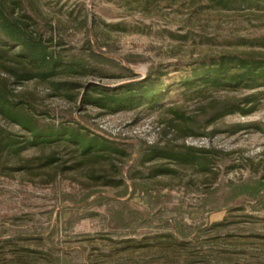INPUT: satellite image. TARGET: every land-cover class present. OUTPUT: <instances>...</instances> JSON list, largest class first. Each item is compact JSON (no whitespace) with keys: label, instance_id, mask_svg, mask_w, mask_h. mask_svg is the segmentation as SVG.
Masks as SVG:
<instances>
[{"label":"rangeland","instance_id":"obj_1","mask_svg":"<svg viewBox=\"0 0 264 264\" xmlns=\"http://www.w3.org/2000/svg\"><path fill=\"white\" fill-rule=\"evenodd\" d=\"M20 12L64 55L89 64L79 83L115 90L157 74V86L168 93L160 104L108 113L82 99L52 97L44 85L15 88L36 96L34 116L43 130L63 125L80 128L96 145L108 141L119 151L111 155L123 166L125 186H105L98 177L103 168L114 177L111 164H98L96 153L83 156L74 144L27 146L21 159L38 164L54 152L70 169L54 182L53 167L0 175V264H264V193L228 202L232 187L264 181V88L199 98L181 87L195 69L223 56L264 62V3L234 0L223 9L209 0H22ZM87 43L111 63L89 62ZM249 98L241 106L246 113L228 112L207 130L217 129L213 136L169 134L171 148L191 149L197 164L150 150L164 146L176 113L196 116L212 101ZM61 111L80 126L62 123ZM235 125L238 132H225ZM0 127L28 137L2 119ZM141 175L155 186L151 199L130 180ZM217 223L227 227L212 232Z\"/></svg>","mask_w":264,"mask_h":264},{"label":"trees","instance_id":"obj_2","mask_svg":"<svg viewBox=\"0 0 264 264\" xmlns=\"http://www.w3.org/2000/svg\"><path fill=\"white\" fill-rule=\"evenodd\" d=\"M220 8H228L234 0H209ZM245 2H262L264 0H244ZM22 0H0V119L7 123L19 126L28 137L18 138L6 129L0 127V175L9 177L12 172L20 174L29 173L34 169L55 168L52 182L62 177L70 169L56 153H52L45 161L40 160L38 164L21 159V154L30 147H48L53 144L68 143L74 144L78 149H82L81 154H98L95 160L98 164L107 161L116 175L108 176L105 168L98 178L105 180V186L116 189L125 186L122 177L123 166L113 163L115 159L111 153L119 154L113 150L105 139L101 143L87 140L79 129L60 126L54 129L43 130L37 123L34 112L38 101L35 95H28L19 92L15 88L22 87L28 83L44 85L52 97L62 98L69 102H77L82 99L83 104H89L94 108L108 113L118 110H132L143 104L150 106L160 104L164 95L168 93L165 87H158L160 78L157 74H150L148 78L131 83L130 85L119 87L115 90H107L96 85H86L79 83L88 75L87 62L78 57H68L61 44L55 42L53 37L46 38L44 32L37 27V23L29 15L20 12ZM57 28L50 27L56 33ZM14 50H18L17 53ZM84 53L89 62L94 64H110L111 61L100 57L92 50L89 43L86 44ZM183 87L186 94L196 97H205V94L221 90L237 91L258 90L264 88V62L247 59L240 56H223L213 61L210 65H203L200 69H195L192 75L184 80ZM83 90V91H82ZM83 92V93H82ZM164 92V93H163ZM82 95V96H81ZM253 99L234 101H212L200 109L196 116L186 117L184 114L176 113L177 124H171L169 131L164 132V137L168 138L170 133H180L183 137H210L218 132L207 130L216 124L217 120L228 112L242 109V105L251 104ZM62 114V123L72 122L79 125L78 120L69 117L65 112ZM82 120H88L81 117ZM91 124V123H90ZM260 130L259 125L255 124ZM225 132L236 133L241 128L239 125L225 127ZM219 130V129H218ZM175 139H166L164 146L160 142L150 146V150L157 153L160 158L174 159L184 165L198 163L191 149L175 152L176 147L171 148ZM98 146V147H97ZM125 155V153H123ZM123 155V156H124ZM17 163L16 167H12ZM22 163V164H20ZM80 166L79 164L76 167ZM75 168V167H73ZM167 173L169 171H166ZM151 177L130 176L135 190L141 188L147 199H151L154 185L147 184V179ZM136 182H143L136 183ZM146 182V183H145ZM264 193V181H249L240 186L231 188V195L228 202L235 201L243 196L258 198ZM227 224L217 223L211 227V231L225 230ZM215 241L217 238L215 237ZM185 242V241H184Z\"/></svg>","mask_w":264,"mask_h":264}]
</instances>
